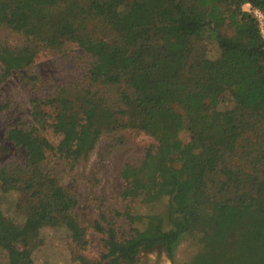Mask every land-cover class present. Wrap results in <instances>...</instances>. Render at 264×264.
<instances>
[{
	"label": "trees",
	"instance_id": "16d2710c",
	"mask_svg": "<svg viewBox=\"0 0 264 264\" xmlns=\"http://www.w3.org/2000/svg\"><path fill=\"white\" fill-rule=\"evenodd\" d=\"M245 4L264 12V0H0V30L25 37L18 48L0 44V84L44 48L72 42L93 59L86 84L34 99L31 127L7 132L25 151L21 162L0 167L7 264H34L44 226L85 245L77 199L48 156L74 165L105 133L123 129L158 140L121 171L123 196L154 210L125 212L134 228L123 241L115 226L96 223L106 234L102 259L137 264L140 252L162 247L173 264H264V39ZM228 26L231 36L223 33ZM203 38L217 43L219 57L199 51ZM225 97L234 107L220 111ZM47 130L60 137L57 146ZM12 193L15 219L3 211ZM188 239L198 251L177 262Z\"/></svg>",
	"mask_w": 264,
	"mask_h": 264
},
{
	"label": "rangeland",
	"instance_id": "374dc122",
	"mask_svg": "<svg viewBox=\"0 0 264 264\" xmlns=\"http://www.w3.org/2000/svg\"><path fill=\"white\" fill-rule=\"evenodd\" d=\"M235 8V6H231ZM245 10V5L243 6ZM226 35H233L234 29H223ZM25 43V37L6 28L0 30V44L9 48H18ZM199 51L207 58L216 59L220 50L214 40L203 38L197 43ZM93 59L76 43L67 42L60 49L44 48L35 57L32 65L20 71H12L2 78L0 84V167L11 162H21L25 151L7 139V132L12 127L30 128L32 125L31 109L34 99H46L54 96L63 87L72 83L86 84L85 77ZM72 86V85H71ZM234 103L225 97L218 106L220 111L232 109ZM57 146L60 137L52 130L42 133ZM181 138L188 140L187 133ZM156 137L136 129H123L105 133L87 159L72 165L49 154V167L60 180L61 185L74 194L77 207L74 211L79 225L83 228L85 245H79L64 228L42 227V244L33 255L34 264H113L112 258L102 259L107 253L104 245L105 233L96 231L99 223L108 229L115 226L118 241H123L133 233L124 213L146 215L153 212V207L139 204L123 196L126 183L121 171L127 164H139L148 148L157 146ZM18 195L8 194L3 211L11 218H16L15 202ZM5 200V199H4ZM161 207H157V210ZM104 218V219H103ZM22 223V221H21ZM24 223V222H23ZM159 249L140 252V259H156ZM163 251V250H162ZM198 251L193 240L184 241L175 256L177 262L190 260ZM165 256V252L162 254ZM0 264H7L0 251ZM169 264V262H167Z\"/></svg>",
	"mask_w": 264,
	"mask_h": 264
},
{
	"label": "flooded vegetation",
	"instance_id": "af4514ba",
	"mask_svg": "<svg viewBox=\"0 0 264 264\" xmlns=\"http://www.w3.org/2000/svg\"><path fill=\"white\" fill-rule=\"evenodd\" d=\"M157 250L159 249L160 251L158 252L157 258L152 260L149 259L147 257V259H143V261L140 259V254L138 255V263L137 264H167V262H169V264H173L171 258L169 257V254L167 253V251L162 248V247H156L152 250H147L145 252H149V251H153V250ZM163 250V251H162ZM165 252V256L162 255Z\"/></svg>",
	"mask_w": 264,
	"mask_h": 264
},
{
	"label": "built area",
	"instance_id": "2783aa9c",
	"mask_svg": "<svg viewBox=\"0 0 264 264\" xmlns=\"http://www.w3.org/2000/svg\"><path fill=\"white\" fill-rule=\"evenodd\" d=\"M245 12L250 14L257 22L260 34L264 39V12L259 8L253 7L250 4H245Z\"/></svg>",
	"mask_w": 264,
	"mask_h": 264
}]
</instances>
